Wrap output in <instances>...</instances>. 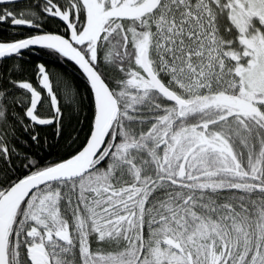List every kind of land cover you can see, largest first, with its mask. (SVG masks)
Listing matches in <instances>:
<instances>
[{"label":"snow or ice","instance_id":"1","mask_svg":"<svg viewBox=\"0 0 264 264\" xmlns=\"http://www.w3.org/2000/svg\"><path fill=\"white\" fill-rule=\"evenodd\" d=\"M0 264H264V0H0Z\"/></svg>","mask_w":264,"mask_h":264},{"label":"trees","instance_id":"2","mask_svg":"<svg viewBox=\"0 0 264 264\" xmlns=\"http://www.w3.org/2000/svg\"><path fill=\"white\" fill-rule=\"evenodd\" d=\"M29 59H35L33 57H29ZM36 62H48L49 67L54 71L58 73H68V74H75L74 67L70 64H64V63H57L55 62V58L52 57H42L41 60H38Z\"/></svg>","mask_w":264,"mask_h":264}]
</instances>
